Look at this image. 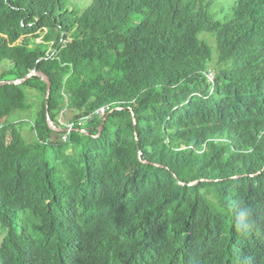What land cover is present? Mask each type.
Here are the masks:
<instances>
[{
  "label": "trees",
  "instance_id": "obj_1",
  "mask_svg": "<svg viewBox=\"0 0 264 264\" xmlns=\"http://www.w3.org/2000/svg\"><path fill=\"white\" fill-rule=\"evenodd\" d=\"M34 68L0 264H264V0H0V82Z\"/></svg>",
  "mask_w": 264,
  "mask_h": 264
},
{
  "label": "water",
  "instance_id": "obj_2",
  "mask_svg": "<svg viewBox=\"0 0 264 264\" xmlns=\"http://www.w3.org/2000/svg\"><path fill=\"white\" fill-rule=\"evenodd\" d=\"M34 77H38L40 78V80L42 82H44L47 86V93H46V99L49 98L50 96V93H51V81H50V78L43 72L37 70L36 68L32 69L29 74H27L24 78H20V79H16V80H10V81H1L0 82V88L1 87H4V86H7V85H16V86H19V85H23L24 83H26L29 79L31 78H34ZM115 110H122V108H116ZM114 110H112L111 112H113ZM107 113L106 116L103 118V122H102V125L100 126L99 128V133L97 136L95 137H98L99 134L103 131V124L105 122V120L108 118V115L111 113ZM134 123L136 124V120L134 119ZM47 124L49 126V128L53 131H62L63 129L61 128H58L54 123L53 121L50 119L49 115H47ZM83 133L87 134L85 131H82ZM139 160L142 161L143 163L145 164H148V162L146 161H143L142 160V153H139ZM237 178V177H236ZM206 180H200V181H194L190 184H188L189 186H193V185H196L198 184L199 182H204ZM181 185H186L185 183H182L180 182Z\"/></svg>",
  "mask_w": 264,
  "mask_h": 264
},
{
  "label": "rangeland",
  "instance_id": "obj_3",
  "mask_svg": "<svg viewBox=\"0 0 264 264\" xmlns=\"http://www.w3.org/2000/svg\"><path fill=\"white\" fill-rule=\"evenodd\" d=\"M41 41V38H39V39H37V42L39 43ZM212 46L214 47L215 46V44L214 43H212ZM210 77L212 78V75L210 74Z\"/></svg>",
  "mask_w": 264,
  "mask_h": 264
}]
</instances>
